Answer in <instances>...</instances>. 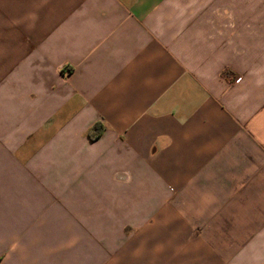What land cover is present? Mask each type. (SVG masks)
Returning <instances> with one entry per match:
<instances>
[{"label": "crops", "instance_id": "crops-1", "mask_svg": "<svg viewBox=\"0 0 264 264\" xmlns=\"http://www.w3.org/2000/svg\"><path fill=\"white\" fill-rule=\"evenodd\" d=\"M0 264H264V0H0Z\"/></svg>", "mask_w": 264, "mask_h": 264}, {"label": "trees", "instance_id": "trees-1", "mask_svg": "<svg viewBox=\"0 0 264 264\" xmlns=\"http://www.w3.org/2000/svg\"><path fill=\"white\" fill-rule=\"evenodd\" d=\"M101 131V126L99 124H96L95 126H93L89 132V138L90 139H94L96 137H98V135L100 134Z\"/></svg>", "mask_w": 264, "mask_h": 264}, {"label": "built area", "instance_id": "built-area-1", "mask_svg": "<svg viewBox=\"0 0 264 264\" xmlns=\"http://www.w3.org/2000/svg\"><path fill=\"white\" fill-rule=\"evenodd\" d=\"M236 82H238V80H236Z\"/></svg>", "mask_w": 264, "mask_h": 264}]
</instances>
